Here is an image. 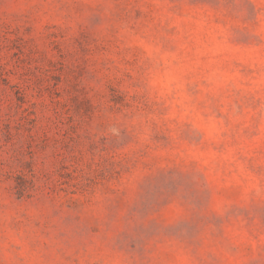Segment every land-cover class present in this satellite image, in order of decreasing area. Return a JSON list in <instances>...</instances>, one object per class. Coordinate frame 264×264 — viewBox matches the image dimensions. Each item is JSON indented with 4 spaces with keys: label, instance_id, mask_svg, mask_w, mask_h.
I'll return each instance as SVG.
<instances>
[{
    "label": "rangeland",
    "instance_id": "obj_1",
    "mask_svg": "<svg viewBox=\"0 0 264 264\" xmlns=\"http://www.w3.org/2000/svg\"><path fill=\"white\" fill-rule=\"evenodd\" d=\"M0 264H264V0H0Z\"/></svg>",
    "mask_w": 264,
    "mask_h": 264
}]
</instances>
